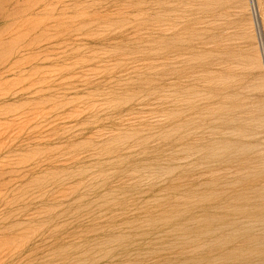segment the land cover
<instances>
[{
	"label": "rangeland",
	"instance_id": "obj_1",
	"mask_svg": "<svg viewBox=\"0 0 264 264\" xmlns=\"http://www.w3.org/2000/svg\"><path fill=\"white\" fill-rule=\"evenodd\" d=\"M0 99V264H264V0H0Z\"/></svg>",
	"mask_w": 264,
	"mask_h": 264
},
{
	"label": "bare ground",
	"instance_id": "obj_2",
	"mask_svg": "<svg viewBox=\"0 0 264 264\" xmlns=\"http://www.w3.org/2000/svg\"><path fill=\"white\" fill-rule=\"evenodd\" d=\"M4 51V50H3ZM4 54V53H3ZM3 58H4V56L3 55H1ZM2 62V61H1ZM7 64V63H6ZM13 66V65H12ZM5 72H6V70H5ZM12 94V93H11ZM16 98V97H15ZM1 100V99H0Z\"/></svg>",
	"mask_w": 264,
	"mask_h": 264
}]
</instances>
